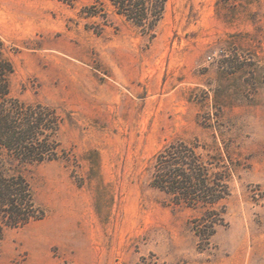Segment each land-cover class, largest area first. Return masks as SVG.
<instances>
[{
  "label": "rangeland",
  "instance_id": "rangeland-1",
  "mask_svg": "<svg viewBox=\"0 0 264 264\" xmlns=\"http://www.w3.org/2000/svg\"><path fill=\"white\" fill-rule=\"evenodd\" d=\"M0 38L13 99L59 124L0 264H264V0H169L154 36L110 0H0ZM174 143L224 199L152 186Z\"/></svg>",
  "mask_w": 264,
  "mask_h": 264
},
{
  "label": "trees",
  "instance_id": "trees-1",
  "mask_svg": "<svg viewBox=\"0 0 264 264\" xmlns=\"http://www.w3.org/2000/svg\"><path fill=\"white\" fill-rule=\"evenodd\" d=\"M75 2L77 0H64ZM169 0H110L115 13L154 36ZM0 38V241L7 228H21L42 219L37 215L30 183L22 168L56 158L52 140L58 123L43 107H27L13 99L9 77L12 64ZM15 168V169H13ZM152 186L179 203L215 205L229 193L217 191L201 165L196 148L186 143L165 147L155 158Z\"/></svg>",
  "mask_w": 264,
  "mask_h": 264
}]
</instances>
